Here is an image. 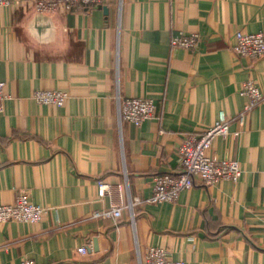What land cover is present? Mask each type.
Here are the masks:
<instances>
[{
  "label": "crops",
  "instance_id": "obj_1",
  "mask_svg": "<svg viewBox=\"0 0 264 264\" xmlns=\"http://www.w3.org/2000/svg\"><path fill=\"white\" fill-rule=\"evenodd\" d=\"M36 1L0 9V206L25 191L49 211L37 224H0V264H139L150 248L185 264H264V100L243 126L234 119L243 82L264 96V56L231 52L238 31L264 36V0H123L106 15L94 6L46 16ZM181 32L198 34L196 50L170 46ZM40 90L68 100L38 104ZM118 98L153 100L155 118L120 122ZM220 112L240 135L208 153L237 161L238 182L194 178L177 202L145 203L154 176L180 172L184 137ZM97 180L111 187L102 203ZM134 198L143 203L132 224L126 210L117 226L92 218Z\"/></svg>",
  "mask_w": 264,
  "mask_h": 264
},
{
  "label": "built area",
  "instance_id": "obj_2",
  "mask_svg": "<svg viewBox=\"0 0 264 264\" xmlns=\"http://www.w3.org/2000/svg\"><path fill=\"white\" fill-rule=\"evenodd\" d=\"M114 2L118 7L123 0H37L35 12L38 14H55L57 12L70 13L78 8L106 6ZM10 0H0V9L8 7ZM198 34L179 33L170 41L172 48L194 51L198 47ZM231 52L237 58L258 60L264 56V36L262 33L245 34L241 31L235 33ZM4 83L0 81V113L3 104L8 97L4 92ZM239 95L246 99L242 109L236 114L235 121L243 126L246 117L264 100L263 94L251 80L241 84ZM31 99L38 104L61 108L68 100V94L60 91L40 90L33 92ZM118 118L120 122H127L135 127H140L143 122L155 118V104L150 99L118 98ZM232 118L223 112L219 113L218 120L207 131L195 135L188 134L178 148L180 172L178 174H159L153 177L152 196L145 200L147 204H163L177 202L181 192L194 186V178L199 179L205 186H216L222 181L236 184L241 175L239 163L235 160H222L209 155L213 141L220 138H236L240 132H231L229 126ZM122 190V186H118ZM97 202L102 203L107 197H111V187L103 180L96 182ZM143 203L140 199H129L128 203H110L108 206L93 212V219L112 222L117 226L123 213H130V222L133 223L134 208ZM49 210L36 205L28 192L19 191L15 201L9 206H0V224L17 222L22 224H37ZM85 254V248L79 250ZM21 264H35L24 259ZM139 264H185L181 261H173L164 248H150Z\"/></svg>",
  "mask_w": 264,
  "mask_h": 264
},
{
  "label": "water",
  "instance_id": "obj_3",
  "mask_svg": "<svg viewBox=\"0 0 264 264\" xmlns=\"http://www.w3.org/2000/svg\"><path fill=\"white\" fill-rule=\"evenodd\" d=\"M99 9H101L103 11V13L106 15L108 12V8L107 6H99ZM36 16H46L45 14H38L37 12H35Z\"/></svg>",
  "mask_w": 264,
  "mask_h": 264
}]
</instances>
